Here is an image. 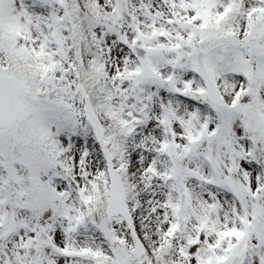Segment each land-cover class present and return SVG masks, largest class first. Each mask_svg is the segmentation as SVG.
I'll list each match as a JSON object with an SVG mask.
<instances>
[{"label":"snow or ice","instance_id":"obj_1","mask_svg":"<svg viewBox=\"0 0 264 264\" xmlns=\"http://www.w3.org/2000/svg\"><path fill=\"white\" fill-rule=\"evenodd\" d=\"M0 264H264V0H0Z\"/></svg>","mask_w":264,"mask_h":264}]
</instances>
